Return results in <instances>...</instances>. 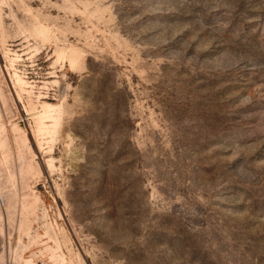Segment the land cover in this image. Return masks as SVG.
Returning <instances> with one entry per match:
<instances>
[{
	"label": "rangeland",
	"instance_id": "obj_1",
	"mask_svg": "<svg viewBox=\"0 0 264 264\" xmlns=\"http://www.w3.org/2000/svg\"><path fill=\"white\" fill-rule=\"evenodd\" d=\"M0 264H264V0H0Z\"/></svg>",
	"mask_w": 264,
	"mask_h": 264
}]
</instances>
